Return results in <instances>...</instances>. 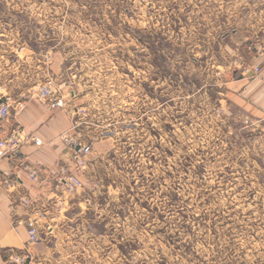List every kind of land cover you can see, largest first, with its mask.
I'll list each match as a JSON object with an SVG mask.
<instances>
[{"label":"rangeland","instance_id":"obj_1","mask_svg":"<svg viewBox=\"0 0 264 264\" xmlns=\"http://www.w3.org/2000/svg\"><path fill=\"white\" fill-rule=\"evenodd\" d=\"M250 1L0 0V98L63 108L91 146L41 218L50 259L6 264H264V129L227 85Z\"/></svg>","mask_w":264,"mask_h":264},{"label":"crops","instance_id":"obj_2","mask_svg":"<svg viewBox=\"0 0 264 264\" xmlns=\"http://www.w3.org/2000/svg\"><path fill=\"white\" fill-rule=\"evenodd\" d=\"M249 4L251 10L264 9L260 0ZM263 13L255 11L247 18H240L239 24L244 27L235 30L231 37L236 49L249 62L262 65V74L250 78L241 69L236 70L227 84L228 96L240 113V119H246L255 130L264 129V57L257 56V50H249L248 45L258 48L264 44ZM70 126V117L63 108L38 97L28 100L21 112L8 119L0 118V138H7L16 131L23 138L17 158L5 155L0 144V264H6L12 253L19 250H29L32 257L36 252L44 254L50 259L52 247L43 240L32 248L27 221L35 212H50L51 220L57 218L49 205L60 204L54 186L60 187L57 182L60 166L71 164L70 152L62 140ZM31 172H36V177H32ZM50 229L55 231L53 226Z\"/></svg>","mask_w":264,"mask_h":264},{"label":"built area","instance_id":"obj_3","mask_svg":"<svg viewBox=\"0 0 264 264\" xmlns=\"http://www.w3.org/2000/svg\"><path fill=\"white\" fill-rule=\"evenodd\" d=\"M248 49L251 51L257 50V56L264 57V44L261 47H255L254 44H249ZM242 59L241 55L239 56ZM243 60L240 61V64L243 65V74L250 78H256L260 76L263 72L262 65H259L254 62H246L242 63ZM51 90L47 87H44L40 90V97L47 98L50 95ZM24 106V103H20L18 108H12L10 98H6V100L0 98V118L8 119L12 115L18 113ZM27 138H24L26 140ZM37 139V138H35ZM37 141V140H36ZM64 142L67 145L68 151L71 154V164L65 165L62 164L60 166V173L57 178V182L59 185H63L67 188L69 192L75 191L78 186L81 185L80 171L84 170L86 164V156L91 151V146L83 143L75 138L64 136ZM23 143V138L21 137L18 131L12 133L7 138H0V144L3 148L4 154L9 157L17 158L21 154V145ZM32 177H36V172H31ZM6 182H8L6 180ZM46 216L45 212H35L28 221V234H29V243H37L42 241L41 235V218ZM30 251L25 250L23 254L16 255L18 261H25L30 258ZM14 255H11L13 258Z\"/></svg>","mask_w":264,"mask_h":264}]
</instances>
